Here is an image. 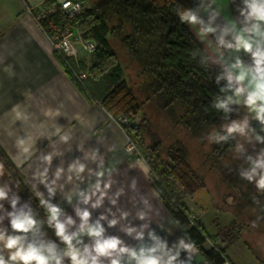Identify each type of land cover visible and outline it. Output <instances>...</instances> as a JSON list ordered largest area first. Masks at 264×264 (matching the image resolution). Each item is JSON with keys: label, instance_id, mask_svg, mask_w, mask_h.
Returning a JSON list of instances; mask_svg holds the SVG:
<instances>
[{"label": "trees", "instance_id": "16d2710c", "mask_svg": "<svg viewBox=\"0 0 264 264\" xmlns=\"http://www.w3.org/2000/svg\"><path fill=\"white\" fill-rule=\"evenodd\" d=\"M86 1L89 5L76 21L75 28L83 41L96 44V50L80 63V68L87 73L82 82L57 55L66 72L82 92L98 101L113 118L134 115L122 129L141 147L143 158L154 171L155 193L196 247L203 263L222 264L225 260L229 262L225 250L218 245L205 247L211 236L192 218L185 202L208 186L205 177L190 161L196 137L201 135L202 148L208 153L203 162L212 163L217 169L216 185L226 190L224 196L233 198L231 212L238 237L243 238L255 259L264 264V193L258 191L254 183L241 178L240 171L249 164L245 162L246 157L236 151L239 143L244 146L246 155L255 157L264 144L257 143L254 137L264 136V128L242 104L230 105L234 111L229 114L214 107L217 97L224 95L220 89L228 86L227 71L214 67L191 26L180 19V13L198 7L200 0ZM227 1L234 20L239 15L240 0ZM109 36L116 38L125 50L126 66L135 70L141 86L128 83L126 70ZM242 59L246 65H252L249 54ZM217 77H220L218 83ZM153 101L165 114L161 113L167 124L165 132L161 133L159 124L153 122L148 112L151 110H145ZM245 117L252 130L248 138L237 136L220 143L206 139L211 132L222 133L223 126L232 120ZM0 159L47 223L46 208L2 148Z\"/></svg>", "mask_w": 264, "mask_h": 264}, {"label": "crops", "instance_id": "0c3cea01", "mask_svg": "<svg viewBox=\"0 0 264 264\" xmlns=\"http://www.w3.org/2000/svg\"><path fill=\"white\" fill-rule=\"evenodd\" d=\"M44 1L46 0H0V148L17 167V163L24 159L16 146L17 137H31L32 155L17 168L40 201L60 208L62 221L71 216L78 226L80 221L75 210L77 207H87L91 211L90 222H95L101 214L106 217L100 221L106 229L105 236L120 237L125 246L134 248L137 253L141 248H156L154 254L163 261H167L169 256H177L173 264H204L196 247L155 193L151 169L146 160L130 155L126 149L129 136L98 101L80 90L58 60L47 36L29 13L30 7ZM213 7H216L215 4ZM224 8L220 9V15L212 21V26L217 27L216 33L204 37V42L210 45L212 53L197 37L196 31L191 29L206 49L214 67L226 70L227 64L234 60L231 55L233 51L220 49L225 61L222 63L220 53L215 50L221 29L225 22L232 19L225 17ZM200 14L207 24L210 14L205 10ZM225 40L230 41L231 35L225 36ZM239 55L243 58L246 54L241 52ZM17 106L20 113L28 115V119H17L14 111ZM56 127L61 129V135H70L71 139L67 143L61 142L59 136L52 135ZM113 146L115 151H109ZM97 148L105 159V166H110L111 162L115 170L110 178L107 173L104 177L105 182H111L106 198L100 206L92 208L90 204L84 205L81 198L72 193L89 190L90 182L95 183V176L90 177L86 170L82 181L75 178L70 181L68 166L76 158H80L81 162L88 165V169L95 170L96 164L86 158ZM50 153L53 158L51 164H48L43 156ZM46 167L47 184L54 189L53 194L48 192L39 177V172H43ZM59 168L64 169V174L56 184H52ZM101 187L103 188V184ZM17 197L21 199L24 196L20 193ZM42 204L47 210V205ZM29 209L39 219L40 214L34 208L23 210L17 204L15 211L28 212ZM12 211L11 207L0 208V216L7 218L5 222L1 221L0 228L9 225L8 213ZM190 211L195 218L194 210ZM113 219L117 220V224L109 227L108 222ZM195 220L209 235H216L213 230L209 232L205 228L203 221H198L197 217ZM76 226L70 228V231H75ZM38 228L39 233L35 237L37 241L59 243L47 224L38 223ZM129 229L133 231L129 232ZM29 239H33L31 234ZM84 239L86 243L90 242L87 237ZM215 242L213 245L206 242L205 247H222L229 262L260 263L246 246H232L229 249L228 244H219L218 237ZM237 250L249 252L251 260L244 262L239 259ZM123 262L136 264L135 260L129 261L127 254L124 255Z\"/></svg>", "mask_w": 264, "mask_h": 264}, {"label": "clouds", "instance_id": "9594fccd", "mask_svg": "<svg viewBox=\"0 0 264 264\" xmlns=\"http://www.w3.org/2000/svg\"><path fill=\"white\" fill-rule=\"evenodd\" d=\"M214 4L216 7H213ZM63 7L65 9L73 7L71 0L64 3ZM75 9L78 11L79 6L76 5ZM201 9L210 14L207 24L200 14ZM237 11L238 17L225 22L224 28L221 29V35L216 39L220 62L225 63L223 52H220L221 48L232 50L236 55L233 62L227 64L226 78L229 83L226 88L220 89L224 95L217 97L214 107L229 114L234 111L230 105L242 104L248 109L252 119L264 128V0H240ZM219 15L220 5L217 4V0H207V2L200 0L198 7L180 13V19L183 23L198 26L200 35L206 37L216 33L217 27L212 26V21ZM227 35H231L230 41L225 40ZM241 52L251 56V66L246 65L241 58L239 55ZM219 79L220 77H217V83ZM14 111L17 119L26 120L29 118L27 114L18 111V106ZM250 131L252 130L249 119L245 117L243 120H232L231 123L223 126L222 133L212 134L208 139L210 142L216 143L227 142L237 136L248 138ZM52 135L59 136V140L64 143L71 139L70 135H61L59 127L55 128ZM254 139L257 143L264 144V136L256 135ZM16 146L24 157L17 163V167H19L24 163V160L29 159L32 155L31 137L27 135L17 137ZM128 150L131 151V149ZM109 151H115V146ZM236 151L240 156H245V162L249 164V167L241 170L239 175L250 183H254L256 189L264 193V148L255 157L246 155L244 146L239 143L236 145ZM52 158L53 154L51 153L43 156L48 164H51ZM86 159L94 162L96 169H88L86 163L81 162L80 158H76L68 166L69 180L75 178V180L82 181L86 170L90 177L95 176V183L91 184L90 182L89 190L74 191L72 194L78 195L84 205L90 204L92 208H96L102 204L107 196V191L111 188L110 180L109 182L104 181L105 174L107 173L110 178L115 168L111 162H109L110 166H105V159L100 155L98 148L94 149ZM47 172L48 168L46 167L43 172H39V177L48 188V192L53 194L54 189L47 184ZM63 174V168L57 169L52 184H56ZM2 175L3 172L0 169V176ZM10 190L8 185L0 187V202L8 200ZM41 202L47 205V224L54 229L59 243L37 241L35 237L39 233V222L30 209L28 212L23 210L16 212L18 198H14L10 202L13 211L8 213L9 225L6 228H0V264H105V260L107 264H124L125 254L129 261L135 260L136 264H173L177 260V256H169L167 261H163L160 256L154 254L156 248H141L137 253L134 248L125 246L120 237L105 236L106 229L100 221L106 217L101 214L95 222H90L91 211L87 207L76 208V215L80 221L76 226V221L71 216L63 221L60 219L61 210L58 206L51 205L46 201ZM112 202L115 203V200ZM108 224L109 227L115 226L117 220L113 219ZM73 226H76V230L70 231ZM131 231L133 230L129 229V232ZM30 234L33 237L31 240L29 239ZM85 237L89 239V243L85 242ZM185 247L188 246L185 245Z\"/></svg>", "mask_w": 264, "mask_h": 264}, {"label": "rangeland", "instance_id": "374dc122", "mask_svg": "<svg viewBox=\"0 0 264 264\" xmlns=\"http://www.w3.org/2000/svg\"><path fill=\"white\" fill-rule=\"evenodd\" d=\"M43 3V2H42ZM217 4L220 5V9L224 8V14L225 17H229L230 19L232 17H230V12H229V6H228V1L227 0H217ZM88 1H86V6H88ZM216 6V4H215ZM223 11V10H222ZM233 19H231L232 21ZM192 29H194L196 31V35L197 37H199L201 39V41H203L204 45L206 46V48L212 53V50L210 48V45L204 39V37H202L199 33V29L198 26H192L190 25ZM109 40L111 42V45L113 47V49L116 51V53L119 56V59L121 61V63L123 64V67L126 70V79L128 81V83L132 86L135 87L136 86H141L140 85V81H138V79L135 76V70L127 65V54L125 52V50L122 48V46L120 45L119 41L114 38L109 36ZM215 50L217 51L216 47ZM232 57H234L236 55L235 52H231ZM88 56H85L84 59H88ZM216 68V67H215ZM136 83V84H134ZM153 109H156V111H158V113H156V111H154ZM145 110H151L148 111L149 114L151 115V118L153 120V122L158 125L159 124V128L162 132H165V128H167V124L165 122V120L163 119L161 113L163 115L164 112L162 110H160L158 104L156 103V101H153L149 104L146 105ZM128 117H131V119L133 120L134 115L130 114V115H126ZM164 130V131H163ZM168 131V129H167ZM215 134V132H211L210 135ZM131 139V138H129ZM208 139V137L206 138ZM132 140V139H131ZM133 143L136 146V150L130 152V155L135 156L136 158H143V150L141 149V147H139V145L137 144V142L135 140H132ZM202 136H198L196 137V142H195V146H194V150L195 152H191V156H190V161L192 163V165L194 166V168L205 177L206 182H207V187L206 188H202L199 189L196 194L194 195L193 198H186L185 202L190 209L194 210V214H195V218L197 217L198 221H203V225L205 226V228L209 231V232H215L216 235H210L211 236V240H207V242H210V245H213L215 242L216 237H218V239L220 240V243H226L230 247H238V248H243L245 246L244 242H243V238L239 239L238 237V232L237 229L234 228V222H235V217L234 214L231 212L232 211V206L231 204L233 203V198L230 196H224L223 192L226 191L224 190L222 187H218L216 185V179H217V169L212 166L211 162H206L204 163L203 161H206V156L208 155L207 153V149H203L202 147ZM128 146V145H127ZM127 149V148H126ZM197 150V151H196ZM0 169H2L3 175L0 176V187H4L5 185L10 186V191L8 192V200L2 201L0 202V208L4 207V208H10V202L12 199L16 198V195L22 193L24 197H22L21 199L18 198V203L19 205H21V208L23 210L27 209V208H34L37 210L36 206L31 202V200L29 199V197L27 196V194L23 191V189L18 185V183L16 182V180L11 177L8 169L5 167V165L2 163L1 159H0ZM151 171L153 172L152 174V181L153 183L156 182V178H155V174L154 171L151 169ZM20 191V192H19ZM22 196V195H20ZM27 205V206H25ZM190 206V207H189ZM38 211V210H37ZM191 212V211H190ZM39 213V211H38ZM40 214V213H39ZM192 215V212H191ZM36 218V217H35ZM193 219H195L194 217H192ZM7 218L1 217L0 216V223L1 221L6 220ZM39 222V224H47L46 221L43 219V217L40 214L39 219L36 218ZM216 243V242H215ZM234 243V244H233ZM249 252L246 253L243 250H237L236 251V255L239 259L243 260L244 262H248L249 260ZM252 262V261H251ZM256 264H260V263H256Z\"/></svg>", "mask_w": 264, "mask_h": 264}, {"label": "built area", "instance_id": "2783aa9c", "mask_svg": "<svg viewBox=\"0 0 264 264\" xmlns=\"http://www.w3.org/2000/svg\"><path fill=\"white\" fill-rule=\"evenodd\" d=\"M66 2L68 0H55L50 4L41 3L30 7L29 13L47 36L56 55L63 59L71 73L82 82L87 78V73L80 68V63L85 56L96 50V44L93 41H83L79 30L75 28L76 21L87 8L86 0H71L73 7L65 9L63 4ZM76 5L79 6L78 11L75 9ZM114 119L121 128L132 120L128 116ZM134 150L136 146L129 139L127 151ZM222 264L230 263L225 260Z\"/></svg>", "mask_w": 264, "mask_h": 264}]
</instances>
